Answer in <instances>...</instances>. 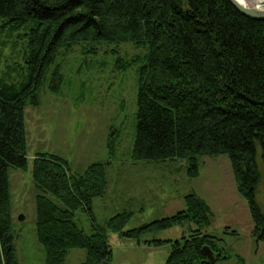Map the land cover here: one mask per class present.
Instances as JSON below:
<instances>
[{"label": "trees", "instance_id": "trees-1", "mask_svg": "<svg viewBox=\"0 0 264 264\" xmlns=\"http://www.w3.org/2000/svg\"><path fill=\"white\" fill-rule=\"evenodd\" d=\"M0 28L23 31L25 61L21 80L11 73L0 77V264H20L9 171L28 170L25 111L40 106L48 75L52 91L61 81L60 53L65 57L80 44L147 51L138 74L133 160H184L195 179L203 157L227 156L248 204L252 235L264 243V213L256 200L259 157L264 164V20L244 16L229 0H0ZM110 164L93 163L78 173L58 155L35 156L31 177L43 192L36 197V231L45 264H65L74 249L86 251L80 264H112L111 233L138 246H169L165 264H208L205 246L217 254L214 263L228 259L207 232L211 209L196 194L185 197L184 210L138 228L127 229L128 211L99 224L93 203L107 193ZM79 211L92 233L79 225ZM185 226L189 235L180 239L156 236ZM223 235L237 232L226 228Z\"/></svg>", "mask_w": 264, "mask_h": 264}, {"label": "rangeland", "instance_id": "rangeland-1", "mask_svg": "<svg viewBox=\"0 0 264 264\" xmlns=\"http://www.w3.org/2000/svg\"><path fill=\"white\" fill-rule=\"evenodd\" d=\"M261 2L254 0L251 5L264 4ZM22 33L0 28V77L11 73L16 81L22 79ZM113 50L80 44L65 57L62 51L58 58L61 81L52 91L48 75L39 92L40 106H28L25 111L28 170L9 171L12 232L19 263L45 264L46 253L36 231V197L43 192L32 181L31 170L38 153H49L66 159L78 173L93 163L111 162L109 191L93 203L99 224L128 211L133 216L127 229L138 228L184 210L185 197L196 194L211 209L212 225L207 232L217 237L218 246L228 257L214 264H264V243H257L252 235L254 223L248 204L238 193L227 156L203 157L195 179L187 175L184 160L166 164L133 160L138 74L147 63V51L132 44ZM257 162L260 181L256 200L264 213V164L260 157ZM49 197L59 204L55 197ZM77 220L92 233L86 213L77 212ZM188 228L176 227L156 236L176 240L188 236ZM226 228L237 235H223ZM109 241L114 253L112 264H165L170 253L169 246L142 252L129 246L135 242L112 233ZM86 257L85 250L74 249L65 264H80Z\"/></svg>", "mask_w": 264, "mask_h": 264}, {"label": "water", "instance_id": "water-1", "mask_svg": "<svg viewBox=\"0 0 264 264\" xmlns=\"http://www.w3.org/2000/svg\"><path fill=\"white\" fill-rule=\"evenodd\" d=\"M234 7L244 16L253 19V20H264V4H257V5H245L242 4L239 0H229ZM264 2V0H260V2ZM261 2V3H262ZM261 5L262 9L259 8ZM203 254L207 257V263L212 264L217 259V254L208 246L203 248ZM222 254V250L218 252V255Z\"/></svg>", "mask_w": 264, "mask_h": 264}, {"label": "crops", "instance_id": "crops-1", "mask_svg": "<svg viewBox=\"0 0 264 264\" xmlns=\"http://www.w3.org/2000/svg\"><path fill=\"white\" fill-rule=\"evenodd\" d=\"M110 177H109V173H108V184L110 185ZM109 185H108V190H107V192L109 191ZM160 237V236H159ZM160 238H163V237H160ZM163 239H166L165 237L163 238ZM171 240H174V239H171ZM131 243H133V242H131ZM124 246H127L128 244H123ZM129 246H131L132 248H135V247H137V249H140V251H142V252H149V251H153V249H158V248H154V247H146V246H138V245H136L135 243H133V244H131V245H129ZM161 248V247H160ZM151 253V252H150Z\"/></svg>", "mask_w": 264, "mask_h": 264}, {"label": "bare ground", "instance_id": "bare-ground-1", "mask_svg": "<svg viewBox=\"0 0 264 264\" xmlns=\"http://www.w3.org/2000/svg\"><path fill=\"white\" fill-rule=\"evenodd\" d=\"M242 4L251 6V2L254 0H239ZM259 8L262 9L261 5H259Z\"/></svg>", "mask_w": 264, "mask_h": 264}]
</instances>
